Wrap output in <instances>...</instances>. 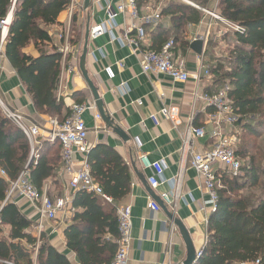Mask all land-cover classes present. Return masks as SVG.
<instances>
[{
	"label": "trees",
	"instance_id": "1",
	"mask_svg": "<svg viewBox=\"0 0 264 264\" xmlns=\"http://www.w3.org/2000/svg\"><path fill=\"white\" fill-rule=\"evenodd\" d=\"M148 0H138V8ZM197 7L170 0L161 11L172 23L175 44L188 47L185 32L197 26L217 0H188ZM70 0H0V20L13 8V21L4 44L7 58L31 96L36 111L63 122L70 111L64 110L57 93L62 73V54L56 47L47 50L52 39L48 27L57 24L59 15ZM217 13L230 23L245 28L244 34L223 38L227 51L219 58L209 56V72L219 90L229 87L228 101L243 129L237 157L243 162L241 175L222 173L216 177L217 207L208 221L206 246L195 264H241L259 260L264 264V0H219ZM77 31L76 18L72 33ZM79 34V33H78ZM227 41V42H226ZM80 43V35L71 38L72 47ZM211 41V49L218 47ZM34 45L39 57L25 52ZM151 51V50H150ZM159 51V50H154ZM81 104V103H80ZM79 104V105H80ZM59 143H41L31 160V145L12 122L0 111V261L14 264H70L44 235L38 240L28 233L31 222L17 206L6 202L9 182L16 181L27 168L33 186L43 194L44 185L54 179L61 166ZM94 179L115 203L131 190L129 166L110 147L99 146L88 155ZM49 196V195H48ZM50 197V196H49ZM76 210L65 230L67 248L79 264H112L119 238L115 206L94 194L77 193ZM81 211V212H79ZM6 227L10 234L5 236Z\"/></svg>",
	"mask_w": 264,
	"mask_h": 264
},
{
	"label": "crops",
	"instance_id": "2",
	"mask_svg": "<svg viewBox=\"0 0 264 264\" xmlns=\"http://www.w3.org/2000/svg\"><path fill=\"white\" fill-rule=\"evenodd\" d=\"M169 1L148 0L139 9L142 12L144 8L152 7L161 15V11ZM217 1L211 4V10L208 11L217 13ZM124 2L125 0H109V3L103 2L99 5L95 0H92L91 6L85 9V0H80L79 6L74 11L73 20L76 18L77 26V31L74 33H72L71 24V38L80 35V43L77 47H73L76 55V60L72 63L73 71L70 72L69 67L62 63L64 72L60 101L66 112L76 104H95L92 92L80 70V59L84 50L87 26H90L91 34L95 27L107 22V7L111 5L116 13V27L112 30L113 35L107 33L99 38H93L90 35L86 71L99 91L105 112L114 124L127 135L128 141H124L111 129H108L102 119L96 121L93 112L85 113L84 120L89 130L87 142L90 152L99 146L112 148L130 168L131 190L118 203L113 200V203L109 204L101 199L107 204L115 206L116 211L119 207L130 206L132 209V241L128 264H184L188 250L181 230L161 206H159L160 211H155L150 208V204L162 202L168 212L173 214L174 219L183 224L196 253H202L208 238V221L214 209L208 205L209 196L203 177L190 166L192 152L203 154L212 149L214 140L211 133L213 130L238 136L240 145L243 129L238 124L234 130L224 124H211V116L215 110L205 106L203 96H212L219 91L218 86L214 85L213 77L203 76L201 82L198 83L193 80L180 83L174 82L164 75L155 77L142 72L139 52L160 50L173 33L172 23L169 18L161 16L158 21L144 24L146 38L139 43L140 47H136L123 40L128 29L137 24V21L128 14H120L117 11V8ZM13 8L14 6L10 12L13 11ZM68 8L59 15L57 24L47 28L52 39L51 43L47 44V50H51L52 47L60 50L63 46L64 42L59 39L58 35L66 33L69 27ZM205 15L201 24L189 25L185 32V39L190 43L189 48H181L180 43L175 44V57L184 61L186 70L191 74L196 73L199 69H209L208 61L210 59L209 56H206L207 50L214 58H219L222 55L219 51L223 48L226 49L228 44L221 40L228 37L227 41L229 42L234 34L219 36V32L224 29V26L207 14ZM136 34L134 31L131 34L132 38H136ZM113 36L115 41L112 39ZM6 39L7 37L4 44ZM196 39L203 41L201 55L191 49V44ZM211 41L218 42V47L211 49ZM1 42L0 30V44ZM25 52L34 57L40 55L34 45H29ZM117 64H121L123 67H119ZM76 73L80 74V78ZM124 84L128 87L127 93H122L119 90V87ZM0 93L6 104L12 110L24 115L29 124L49 129L51 119L36 111L31 96L5 56L0 61ZM169 106H177L181 110L183 126L179 129H174L171 122L161 113L163 107ZM191 127L206 128L208 137L194 138L192 151L185 152L183 134ZM37 141L36 147L43 142H48L43 137H39ZM142 155L148 156L151 162H161L164 165L166 179L172 180L181 176L179 198L175 207L168 206L161 200V195L171 191L168 184H161L157 190H153L149 186L148 179L153 175V171L143 168L140 161ZM77 158L82 159L81 156H77ZM216 173L217 175L228 174L222 164L216 166ZM67 181V176L64 177L61 174L60 166L55 178L49 179L45 183L44 190L47 189V193L53 201L66 194L72 195L73 193L67 187ZM75 196L76 194L72 197L67 220L58 218L55 222H45L43 232L48 243L58 253L64 255L70 264H79L76 255L67 248L65 238V230L71 224L76 212L73 208ZM10 203L17 206L21 214L31 222L28 233L37 239L34 226L39 221V214L36 208L27 200L17 197ZM5 230V236L8 237L11 228L6 227Z\"/></svg>",
	"mask_w": 264,
	"mask_h": 264
},
{
	"label": "built area",
	"instance_id": "3",
	"mask_svg": "<svg viewBox=\"0 0 264 264\" xmlns=\"http://www.w3.org/2000/svg\"><path fill=\"white\" fill-rule=\"evenodd\" d=\"M188 5L197 7L188 0H178ZM97 4L103 2L109 3V0H95ZM138 0H125V2L117 8L120 14H128L132 19L137 21L128 29L124 35L123 40L140 47L139 43L146 38V30L144 24L153 23L161 18L159 11L153 10L152 7H146L140 11L137 4ZM80 0H70L68 8V29L66 33H59L58 37L62 40L63 46L60 48L62 54V63L69 67L70 72L73 71V61L76 60L75 52L71 45V24L73 23L74 11L79 6ZM198 8V7H197ZM205 14L210 16L213 20L220 22L224 29L219 32V36L229 33L244 34L245 28L230 23L224 18L220 17L216 12H211L201 9ZM12 13L5 19L0 20V30L2 34V42L0 44V61L4 57V40L8 35L9 28L12 23ZM108 20L104 24L95 27L91 34L93 38H99L107 33L113 35L112 30L116 27V13L111 5L107 7ZM136 32V38H132V33ZM115 41V37H112ZM197 40V39H196ZM175 42L168 41L159 51H143L139 52L142 72L145 75L159 76L164 75L172 79L174 82L186 83L190 80L201 82L202 77H210L209 69H199L196 73H189L185 68L183 60L176 58L174 55ZM70 64V65H69ZM123 67L121 64H117ZM110 71V69H108ZM63 72L60 76V83L57 93L58 101L62 97V83ZM80 78V74L76 73ZM122 93L128 92V87L124 84L119 87ZM229 87L219 90L212 96H203V101L206 107H211L215 113L211 116V124H224L229 129L234 130V127L239 122L232 105L228 101ZM0 111L7 120L12 122L19 128L28 139L31 145L32 160L35 155V148L38 144L39 137L45 138L49 143H59L62 147L61 151V174L67 176V187L71 190L72 195L65 196L52 200L47 193V189L43 194L33 186L29 178L27 168L19 175L18 179L9 182V189L7 192L6 202L11 201L15 197L22 198L30 202L38 211L39 221L34 226L37 234L38 245L40 238L44 232L45 222H55L58 218L67 220L69 215V207L72 203V197L77 193L94 194L107 203H113V199L105 194L103 188L94 179L90 165L88 163V155L90 148L87 142L89 130L86 126L84 115L87 112H93L95 120H101L97 113L95 104H76L70 109V114L63 122L57 118L49 121V129H43L37 125L29 124L24 115L12 110L3 100L0 93ZM161 113L171 122L174 129H179L183 126L181 117V110L177 106L163 107ZM184 151H192V140L194 138L203 139L208 137V130L202 128H189L184 134ZM211 137L214 140L212 149L203 153L195 154L192 152V159L190 166L204 179L205 188L209 196L208 205L214 210L217 207L218 193L216 187V166L222 164L229 175L232 177H239L242 171L243 162L237 157L236 151L239 146V137L226 132L213 130ZM81 156L82 159H78ZM141 164L144 169L153 171V175L148 179L149 186L153 190L161 184H168L171 188L170 193L161 195V200L164 204L175 207L179 198V189L181 185V176L175 179H166L164 175V165L161 162H151L146 155L140 157ZM0 176L7 179L6 172L0 169ZM150 208L155 211H160L159 204L152 202ZM71 211H73L71 209ZM119 238L116 241L117 251L112 264H128L129 253L132 241V209L130 206L119 207L117 209ZM202 253L198 254V258ZM0 264H14L11 261H0ZM241 264H261L259 260L254 262H243Z\"/></svg>",
	"mask_w": 264,
	"mask_h": 264
},
{
	"label": "water",
	"instance_id": "4",
	"mask_svg": "<svg viewBox=\"0 0 264 264\" xmlns=\"http://www.w3.org/2000/svg\"><path fill=\"white\" fill-rule=\"evenodd\" d=\"M91 1L92 0H85V9H88L91 6ZM89 39H90V26L88 25L87 30H86V35H85L84 50H83V54H82L81 59H80V70L82 72L83 78L86 81L89 89L92 92L98 114L100 115L102 121L106 124L108 129H111L115 134H117L124 141H128L127 135L123 132V130H121L120 127H118L114 124L113 120H111V118L105 112L104 104H103V101L101 100V96L99 94V91L94 86V84L92 83V81L90 80V78L87 74L86 59H87V54H88ZM191 49L196 54L201 55L203 52V41L199 40V39L195 40V42H193L191 44ZM158 204H159V206H161L166 211L168 216L174 221L176 226L181 230L183 239L187 245V250H188L187 259L184 262V264H195V262L198 260V254L196 253V250L192 244L191 238H190L187 230L185 229V227L183 226V224L180 221L174 219L173 214H170L168 212V210L165 208V206L162 204V202L158 201Z\"/></svg>",
	"mask_w": 264,
	"mask_h": 264
},
{
	"label": "rangeland",
	"instance_id": "5",
	"mask_svg": "<svg viewBox=\"0 0 264 264\" xmlns=\"http://www.w3.org/2000/svg\"><path fill=\"white\" fill-rule=\"evenodd\" d=\"M217 2H218V1H217ZM221 48H223V47H221ZM226 51H227V49H224V48H223V49H221V50L219 51V53H220V54H223V53H225ZM220 54H219V55H220Z\"/></svg>",
	"mask_w": 264,
	"mask_h": 264
}]
</instances>
